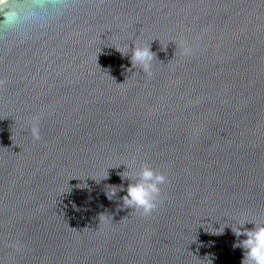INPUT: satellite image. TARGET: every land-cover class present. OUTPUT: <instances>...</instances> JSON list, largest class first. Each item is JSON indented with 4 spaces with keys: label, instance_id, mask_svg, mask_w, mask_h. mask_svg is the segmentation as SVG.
Masks as SVG:
<instances>
[{
    "label": "water",
    "instance_id": "water-1",
    "mask_svg": "<svg viewBox=\"0 0 264 264\" xmlns=\"http://www.w3.org/2000/svg\"><path fill=\"white\" fill-rule=\"evenodd\" d=\"M16 4L34 15L0 11V264H241L232 228L264 224V0ZM143 164L167 177L148 216L121 199Z\"/></svg>",
    "mask_w": 264,
    "mask_h": 264
},
{
    "label": "clouds",
    "instance_id": "clouds-1",
    "mask_svg": "<svg viewBox=\"0 0 264 264\" xmlns=\"http://www.w3.org/2000/svg\"><path fill=\"white\" fill-rule=\"evenodd\" d=\"M0 11L4 13L3 18L9 26H15L34 15L33 8H20L16 4V0H0ZM189 52V49H184L185 54H189ZM154 59H156L155 53L151 51L150 45L135 44L132 48V68H139L144 74L151 76ZM3 83V81H0V85H3ZM33 120L35 122L30 129L32 138L39 140L41 138L38 126L39 117H33ZM127 168L130 169L131 165H128ZM104 178H107V176ZM121 178L131 181L127 186L126 195L121 198L122 207L132 208L144 216L151 215L158 206L161 194L160 186L167 182V177L163 173L152 169L148 164H143L140 170L132 176L129 177L124 172ZM117 190L115 187L110 195L107 193L109 200L116 195ZM120 190H123V188ZM246 223H253L254 228H243ZM223 231L224 227H220L214 234H223ZM232 231L237 238L246 237V239H238L233 245L234 248L239 247L243 250L241 264H264V224L257 225L254 222L243 221L239 227L232 228Z\"/></svg>",
    "mask_w": 264,
    "mask_h": 264
}]
</instances>
